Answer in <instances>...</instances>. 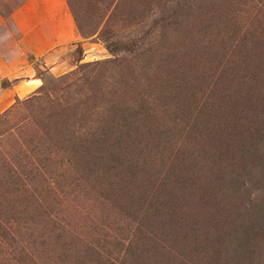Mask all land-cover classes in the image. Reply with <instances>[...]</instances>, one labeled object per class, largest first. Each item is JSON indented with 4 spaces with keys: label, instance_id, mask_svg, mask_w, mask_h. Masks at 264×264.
<instances>
[{
    "label": "rangeland",
    "instance_id": "374dc122",
    "mask_svg": "<svg viewBox=\"0 0 264 264\" xmlns=\"http://www.w3.org/2000/svg\"><path fill=\"white\" fill-rule=\"evenodd\" d=\"M20 1L0 0V91L26 63L37 83L0 106V264H234L236 211L264 198V0H66L78 39L58 72L19 52Z\"/></svg>",
    "mask_w": 264,
    "mask_h": 264
},
{
    "label": "crops",
    "instance_id": "0c3cea01",
    "mask_svg": "<svg viewBox=\"0 0 264 264\" xmlns=\"http://www.w3.org/2000/svg\"><path fill=\"white\" fill-rule=\"evenodd\" d=\"M8 20L16 34L19 52L25 58L31 57L32 61H38L49 71L58 72L57 66L51 65L58 48L78 39L66 0H21L8 13ZM3 21L0 15V25ZM32 72L34 67L26 63L22 70L12 76L24 78L1 89L0 106L12 96L20 97L35 87L37 82L30 77Z\"/></svg>",
    "mask_w": 264,
    "mask_h": 264
},
{
    "label": "trees",
    "instance_id": "16d2710c",
    "mask_svg": "<svg viewBox=\"0 0 264 264\" xmlns=\"http://www.w3.org/2000/svg\"><path fill=\"white\" fill-rule=\"evenodd\" d=\"M187 4H184V6ZM186 8H189V6H186ZM182 11H173V16L176 15V19L178 21H181L182 18ZM189 14V12H187V15ZM172 16V17H173ZM141 109V107H140ZM89 112H92V110H90ZM134 116V112L132 110V106H128V105H124L121 109L120 112V119H118V122L116 123V120L114 122V126H116V128H123L126 127L128 124H130L131 119ZM99 121H102L103 124L105 123V119L99 117L98 118ZM118 132V131H117ZM108 134V135H107ZM100 135L103 136V139L100 137ZM113 134L109 133L107 130H102L100 129L99 132L97 134H94V136L92 137L95 138L93 140V142L95 143H101V145L105 146V149H114L117 145L116 143L119 144V142H115L111 145L108 144H103L102 141H104V138L107 137H111ZM97 136V137H96ZM99 136V137H98ZM114 137H119V136H115ZM100 145V146H101ZM116 145V146H115ZM119 157H116L115 161H119ZM145 160L142 158L138 159V163H135L136 166H134L133 164H130L128 166H125L124 170L122 172H120L121 177H127V181L128 180H132L133 178H136V176H138V174H140L141 172L144 173L143 169H141V167H144L146 169V166H144L145 164ZM183 166H187V167H192L191 161L187 163V165L182 164ZM117 166L121 168V166L118 165ZM164 169V170H160V171H154L153 173H156V179H157V184L155 186L154 192L162 195L164 194L163 191L167 190L168 195H172L174 192L175 187L170 188L168 186V179H169V173L172 171V169ZM264 178V174L261 175ZM126 181V182H127ZM221 181H223V175L221 174V172L217 171L214 174V178L211 179V183L214 185V189L217 190V192H219V189H224V185L219 184ZM234 185V181L229 180L228 181V185L226 186L231 187ZM211 185L208 184V191L212 190ZM179 185L176 186L177 189H179ZM129 188V187H128ZM103 189V188H102ZM122 189V192L125 191L126 186L121 185V187H119V190ZM225 191V189H224ZM121 195H123L121 193ZM175 201H180L179 198L175 199ZM252 210L251 212H246L244 209L242 212H237V215L241 218H247L248 222H241V219L238 221L239 222V231H240V235L237 236L235 238L236 241V245L235 247L237 250L236 255H238V258L234 259V264H264V198L263 200H261V202L252 204ZM179 209V208H177ZM140 232V231H139ZM130 236V235H129ZM128 236V238H125L123 246H124V251L129 254V257L132 256L133 249L135 250V247L138 243V241H134L135 236L134 234H132L130 237ZM140 243V241H139ZM141 244V243H140ZM96 255H98V252L96 253ZM85 255V254H84ZM118 259V260H117ZM90 259H78L75 264H87V262ZM99 260L98 258L96 259V261ZM109 261V264H127V263H131V262H127L126 263V258L122 260V257L120 258H112V259H104ZM100 262H97V264H99ZM107 264V263H104Z\"/></svg>",
    "mask_w": 264,
    "mask_h": 264
}]
</instances>
